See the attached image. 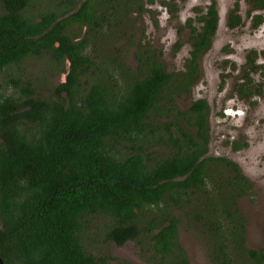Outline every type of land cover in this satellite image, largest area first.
<instances>
[{
    "label": "trees",
    "instance_id": "obj_1",
    "mask_svg": "<svg viewBox=\"0 0 264 264\" xmlns=\"http://www.w3.org/2000/svg\"><path fill=\"white\" fill-rule=\"evenodd\" d=\"M155 1L0 0V263L134 264L107 244L133 243L147 263L191 264L184 227L213 264H264L239 205L253 182L236 161L207 155L208 102L178 104L201 78L216 3L200 26L187 24L189 57L170 71L162 51L135 40L130 15ZM239 2L229 28L244 24ZM246 2L249 16L264 10V0ZM252 19L257 28L263 13ZM255 61L249 54L235 87L246 100L262 92Z\"/></svg>",
    "mask_w": 264,
    "mask_h": 264
},
{
    "label": "rangeland",
    "instance_id": "obj_2",
    "mask_svg": "<svg viewBox=\"0 0 264 264\" xmlns=\"http://www.w3.org/2000/svg\"><path fill=\"white\" fill-rule=\"evenodd\" d=\"M212 1H215L219 15L213 45L199 61L201 78L193 86L190 95H183L178 99V104L185 109L200 98L208 102L210 142L207 155L226 156L236 161L253 182L251 194L242 197L239 205L245 216L247 245L259 249L264 247V10L249 16V5L246 0H240L239 13L244 24L236 28L226 25L234 0H156L153 5L148 6L150 11L143 12L141 16L133 12L130 16L138 29L136 42H147L162 51L160 60L167 69L179 71L184 69L191 49V30L186 26H200L201 17ZM260 12L263 13V22L254 28L252 17ZM179 27L184 28L181 34L178 32ZM179 38L182 46L175 52L173 45ZM136 50V46H130L124 55L132 67L137 65L134 57ZM251 53L259 66L253 80L256 85H262V92L246 100L238 95L235 87L243 80L240 74ZM41 62L37 66L44 68V63ZM65 76V73L58 72L53 80L61 82L65 80ZM235 145H240V148L235 149ZM99 231L102 232V229ZM90 233L94 238L95 231ZM99 237L102 238L101 235ZM180 240L189 254L191 264H213L205 246L193 230L184 227L180 229ZM107 244L114 256L125 258L134 264H150L140 258L133 243L120 247ZM106 246L102 248L105 249ZM120 263L114 260L110 264Z\"/></svg>",
    "mask_w": 264,
    "mask_h": 264
},
{
    "label": "water",
    "instance_id": "obj_3",
    "mask_svg": "<svg viewBox=\"0 0 264 264\" xmlns=\"http://www.w3.org/2000/svg\"><path fill=\"white\" fill-rule=\"evenodd\" d=\"M67 63H68V62H67ZM0 264H2V262H1Z\"/></svg>",
    "mask_w": 264,
    "mask_h": 264
}]
</instances>
